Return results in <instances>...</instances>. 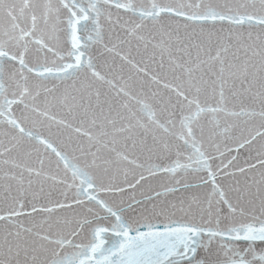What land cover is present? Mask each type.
Instances as JSON below:
<instances>
[{"label":"snow or ice","instance_id":"6c2138e0","mask_svg":"<svg viewBox=\"0 0 264 264\" xmlns=\"http://www.w3.org/2000/svg\"><path fill=\"white\" fill-rule=\"evenodd\" d=\"M0 264H264V0H0Z\"/></svg>","mask_w":264,"mask_h":264}]
</instances>
